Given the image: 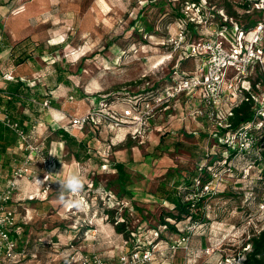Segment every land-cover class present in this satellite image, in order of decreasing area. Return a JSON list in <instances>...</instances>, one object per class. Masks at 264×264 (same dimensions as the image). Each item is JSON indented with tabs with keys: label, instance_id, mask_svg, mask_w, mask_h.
<instances>
[{
	"label": "rangeland",
	"instance_id": "rangeland-1",
	"mask_svg": "<svg viewBox=\"0 0 264 264\" xmlns=\"http://www.w3.org/2000/svg\"><path fill=\"white\" fill-rule=\"evenodd\" d=\"M182 1L0 0V35H7L11 30L18 32L11 40L28 38V51H31L35 64L42 68L39 74H44L52 88L55 87L56 68L68 73L70 84L63 87L73 98L67 99L70 105H78L82 93L84 104L81 106L89 107L87 112L115 110L120 118L128 106L122 101L125 97L144 89L163 88L182 74L196 75L200 71L201 58L187 57L184 48L174 50L175 42H178L182 31L185 35L182 46L186 48L187 44L209 36L211 29L199 21L201 9H184ZM202 1L210 12H215L216 6L221 5V0ZM160 7L164 8L163 12L159 11ZM172 8L184 9L189 22L195 20L196 25L192 24L198 27L199 37H194L183 23L172 18ZM140 11L144 21L136 19ZM221 14L237 23L224 10ZM146 26L151 28V32L145 31ZM251 74L249 83L263 86V69L255 67ZM96 96L109 101L102 100L97 105L92 100ZM187 96L177 97L169 102L168 107L157 110L140 134L133 133L134 125L126 120H121L123 124L119 128H110L108 122L100 119L97 126L92 125L97 129L90 125L82 128V132L90 130L95 136L91 144L96 147L92 149L96 153L93 157L96 168L93 181L100 184L99 191L102 187L110 190L122 203L126 194H133V201L127 206H117V210L119 218L125 217L128 229L138 236L137 243L143 245L169 243V238L175 240L178 236L158 231L160 215L169 210L167 205L151 197L158 182L165 178L174 180L176 172L186 176L199 163L205 164V155L219 154V148L210 135L212 124L209 120L205 124L203 119L192 115V109L198 104H191ZM181 139L195 148L192 154L167 151V147ZM159 141L163 142L164 156L146 161V155ZM262 152L264 143L257 151L258 154ZM257 153L256 150L250 151L231 164L238 172L246 169L250 174V156ZM113 162L124 164V191L115 180L117 175L110 172V167H102ZM229 174L223 173L218 194L208 202L209 212L204 227L199 234L190 236L195 238L194 247L204 238H207L209 246L200 253H193L188 243V249L180 248L173 255L163 249L164 254L156 259L158 264H241L242 252L249 251L247 245L244 249L242 245L263 227L264 217L255 211L251 174L242 179L235 172L232 176ZM74 213L54 216L51 229L44 236H41V228L33 230L30 240L17 249L16 258L6 264H78L79 255L92 252L101 254L111 263L120 249L127 250L133 244L125 243L124 236L117 235L102 212L98 214L96 225L93 223L95 226L86 229L71 226ZM185 222L178 224L181 226ZM155 233H159L158 236ZM216 238L221 244L210 245Z\"/></svg>",
	"mask_w": 264,
	"mask_h": 264
},
{
	"label": "built area",
	"instance_id": "built-area-1",
	"mask_svg": "<svg viewBox=\"0 0 264 264\" xmlns=\"http://www.w3.org/2000/svg\"><path fill=\"white\" fill-rule=\"evenodd\" d=\"M186 8L195 9V5L192 4L191 8ZM252 9L260 13V18L256 24L254 23L246 31L233 23L232 18L223 16L222 12L218 13H220L219 16L221 15L223 26L209 27L211 29L208 34L209 36L199 38L187 44L186 48L182 46L185 35L180 31L174 50L184 48L187 57L201 58L202 68L198 74H183L177 80L171 82V84H167L161 88L152 98L140 102L136 101L133 104L129 103L127 109L120 114V118L115 114V110H108V113L98 110L96 112H87L79 117L69 116L72 119V126H97L96 123L100 119L108 122L110 128H119L123 124L121 120H126L128 124L134 125L133 133L140 134L144 130L147 121L154 117L157 110L168 107L169 102L177 97L199 92L198 105L195 109H192L193 112L191 111V113L197 118L203 117L206 114L207 119L212 124L210 127L211 133L219 127H228L227 120L232 116V110L235 107L237 108L240 103L243 101L254 103L253 118L236 132L227 135L224 143L227 151L234 152V158L230 161V166L232 165L231 162L239 156H243L250 151L255 152V150L257 153L259 147L264 143V84L263 86L258 83L251 85L248 78L250 75H253L251 72L255 67L264 71V0H254ZM207 17L209 18L210 15ZM199 21L203 25L206 24V21L202 18ZM191 22L195 23V20H191ZM230 27L234 32L229 31ZM1 79L5 81L15 80L10 73L4 74ZM68 98L69 100L73 99L71 96ZM226 100L231 102L227 109L223 108L224 101ZM32 103L40 105L42 109H49L51 102L50 99L46 98L41 103L34 100H32ZM0 115L1 125L16 134L17 150L19 153H22L19 165L12 170L11 176L6 182L7 184L0 191V261L12 262L17 255V243L13 238L16 228V216L9 210L8 204L19 190L18 181L29 179L36 182V178L44 181V177L47 175L48 181H44L42 185H39L42 198H46L49 191L56 184H53L50 180V173L47 169L46 157L43 154V150L32 142L37 131V124L25 129L11 118L6 110L1 112ZM223 156L227 158V153L225 152ZM38 163L42 164L43 172L40 176L35 177L32 168H34V164ZM249 163L247 165L252 168L251 161ZM1 167L2 162L0 160V179L3 177ZM229 170L228 168L222 172H210V179L205 182L196 178L194 180V190L184 197L185 202L203 200L201 208L203 220L206 218L208 212L209 200L215 198L218 194V184L222 179L223 173L225 171L228 173ZM241 171L243 174L242 178H245L249 174L246 173V169H242ZM261 172L264 173V165L260 170ZM261 182L264 185V179ZM72 199L74 197L69 194V200ZM75 199H79L82 206L65 207L66 212H75L76 208H83L86 211L90 209V202L86 196L80 193ZM102 201V206L105 208L110 205L117 207L129 204L118 201L110 190L102 192ZM256 211L260 216L264 217V193L257 203ZM95 218H98V211L92 213L90 219L84 222L85 225L92 227V220ZM125 221V217H122L118 222ZM204 224L200 221H191L189 219L181 226L177 224L176 227L180 236L167 249L172 252L180 248L184 250L188 249L190 236L199 232L204 227ZM263 228L264 225L261 229ZM155 235L158 236V233H155ZM148 246L149 248L144 250L138 248L132 250L122 249L118 255L116 264H148L153 253L157 251V245L148 244ZM77 262L78 264H106L103 256L95 252L79 255Z\"/></svg>",
	"mask_w": 264,
	"mask_h": 264
},
{
	"label": "crops",
	"instance_id": "crops-1",
	"mask_svg": "<svg viewBox=\"0 0 264 264\" xmlns=\"http://www.w3.org/2000/svg\"><path fill=\"white\" fill-rule=\"evenodd\" d=\"M1 22L2 19L0 18V23ZM14 33L18 35V32ZM14 33L10 30L7 35H0V113L6 110L10 114L11 118L17 121L25 129H28L31 125L37 124V131L32 139V142L43 150V154L46 157L47 169L50 173V180L53 184H56L49 191L48 196L46 198H42L39 184L29 179H21L18 181L19 190L14 194L12 200L9 202L8 208L13 212L14 216H16V228L15 233H13V238L17 243V249H19L23 242H28L30 240V237L34 234L33 230L36 231V229L41 228V232L43 233L41 236H44L46 232L51 229V221L54 219V216L60 215V217H62L63 215L65 216V213H67L65 211V207L57 203V192L60 188L58 181L66 178L69 173L77 172L82 176L84 180V189L81 194L86 196L90 202V209L88 211L83 208H76V214L74 213L71 217L72 227L78 226L80 229H86L88 226L85 225L84 222L87 219H90L92 213L94 211H98V214L101 213L102 202L100 198H102V192L106 190V188L103 189L102 187L101 191H99L100 184L94 182L92 177L93 172L96 171L93 161V157L96 153L92 151V149H96V147L91 146L95 140V136L93 137L90 130L82 132V128L84 126H72V119L69 117H79L85 114L89 110V107L81 106L84 104L82 103L83 100H79L78 105H70L71 103H68L67 99H69L68 97L71 95H68L67 90L63 87L65 85L57 83L55 78V87L52 88L53 86H51V84L44 78V74H39L40 70L42 72V68H39V65L35 64L33 57L21 65H15L10 54L12 53V47L20 40H11V38H15ZM39 56L44 59L42 55ZM8 73L15 78L14 81H5L1 79L4 74ZM14 89H17L19 94L21 92L26 93L29 99H23L21 96L12 94V90ZM197 94H199V92H195L187 96L191 99V104H194L195 102L198 104L199 95ZM43 98L50 99L51 103L49 109H42L40 105L32 103V100L38 102V100L40 101ZM230 104L231 102L229 100L224 101L223 108L227 109ZM97 105L99 104L97 103ZM203 120L206 124L207 120ZM89 136H91V138L87 140L85 146L86 152H84L79 142ZM69 138H73L76 141H72L73 144H69ZM76 154H79L81 159L84 154L89 157L83 161L81 159L77 160ZM21 159L22 153H19L17 150V138L15 137V134L5 129L0 123V160L2 162L1 171L3 174V177L0 179V191L3 189L5 184H7L6 182L10 178L12 170L19 165ZM113 163L123 164L121 162ZM107 165L110 167V172L117 175L115 170L112 169L113 167L110 164ZM107 165L103 164L102 167H106ZM33 167V175L35 177L40 176L43 172L42 164H34ZM255 173V169L252 168L250 173L251 176L255 175ZM174 177V180L177 182L183 176L176 172ZM117 179L118 175L115 180L117 181ZM165 179L159 181L158 184L163 182ZM252 191V193H254L252 200L255 199L254 205L257 206V203L264 193L263 183L258 181L254 184V189ZM125 196L126 199L124 202L130 204V202L133 201V194L128 193ZM256 196L257 198H255ZM151 197L154 200L167 205L166 202L155 197L153 193L151 194ZM66 198L69 199V194ZM167 207H169V205H167ZM208 218H210V216H208ZM96 219L97 218L92 220V223L95 225ZM212 228L213 226L211 229ZM196 233L199 234L200 231ZM179 236L180 234L177 236V239ZM177 239L175 238V240H171V238H169V243L170 241L172 243ZM194 239L195 238L193 236L189 242L190 248L193 253H200L201 250L208 245L207 238H204L203 240L201 239L196 247L193 245ZM34 241H36V239H34ZM169 243L168 241H165L164 243H155V245H157V251L153 253L148 264H158L156 259L160 255L164 254L162 251L163 249H166L169 255L177 253L178 250L172 252L167 249L170 245ZM217 244H221L220 240L217 238L216 240H211L210 242V245L212 246H216ZM121 250L122 249H120V251ZM120 251L116 254L111 263L103 257L105 263L116 264ZM16 252L18 251L16 250ZM0 264H6V262L2 260L0 261Z\"/></svg>",
	"mask_w": 264,
	"mask_h": 264
},
{
	"label": "trees",
	"instance_id": "trees-1",
	"mask_svg": "<svg viewBox=\"0 0 264 264\" xmlns=\"http://www.w3.org/2000/svg\"><path fill=\"white\" fill-rule=\"evenodd\" d=\"M254 0H221V5L216 6L217 10L214 12H210V10L206 9V5L203 3L202 0H183L182 8L190 7L191 5H195V9H201L200 16L203 20L206 21V26L208 27H220L222 25L221 18L218 14L219 12H223V10L226 12L227 15L230 17H234L237 20V25L242 28L243 30H248L251 28V26L259 20L260 13L256 12V10L252 9V3ZM184 8V9H185ZM184 9H171L172 11V18L179 20L183 25L185 26V29L187 31H191L194 37L198 36V27L195 28L193 24L194 22H189V20L186 18V13L184 12ZM160 12L164 11L163 7H160ZM252 14V15H251ZM142 12L140 11L138 13V16L136 17L137 20H143L144 17L141 16ZM210 15L208 18L207 16ZM255 18H254V16ZM243 19V20H242ZM136 20V21H137ZM136 24L133 20L132 22ZM193 23V24H192ZM196 25V24H195ZM223 26V25H222ZM229 26V25H228ZM134 27V26H130ZM145 31L151 32V28L146 26ZM230 32H234L233 29L229 28ZM28 41V38H25L19 42H17L11 49V58L13 59V63L15 65H21L25 63L27 60L32 58L31 51H28V44L26 42ZM182 59L180 58V61ZM176 65V64H175ZM174 69V68H172ZM64 70L60 69L59 67L56 68V82L62 83L64 85H69L70 83L67 80L68 73L63 72ZM168 81V80H167ZM161 89V88H160ZM160 89L158 87L152 88L150 90L144 89L143 91L134 94L133 96L125 97L126 99H123L122 101H125L126 103L133 104L134 102H140L145 99L152 98L154 95H156ZM13 93L17 96H21L23 99H29L27 97L28 95L26 93H18L17 89L12 90ZM79 100H83L84 96L82 93L79 95ZM15 98V97H14ZM46 99V98H45ZM96 103H101L102 100L109 101V99L106 98H100L94 97L92 98ZM44 100L41 99L38 102H42ZM254 114V103L251 101L245 102L243 101L240 103L237 108L232 110V116H230L227 120L228 127L227 128H217L214 132H212L210 135L215 140L217 147L219 148V154L218 153H212L209 155H205L206 162L205 164H198L197 168H194L193 172H188L186 176L184 175L179 181L176 182V180H170L165 179L163 182H160L157 184V187L155 191L153 192V195L157 197L158 199L164 201L169 205V210L163 212L160 215L159 218V227L158 231L160 234L169 233L171 235H179V231L176 227V225L180 222H184L185 220L189 219L191 221H200L202 223L205 222V219L203 220L202 217V204L203 200L195 201V202H185L184 197L189 194L192 190H194V180L196 178L200 179V181L205 182L206 180L210 179L209 174L213 171L222 172L225 169H230L228 173L229 176L233 175V172H235L240 179H242V169L238 172L233 165L230 166V161L234 158V152H230L226 150L225 145V138L227 135L232 134L239 130L240 127L244 126L245 123L249 122L253 118ZM203 119H207V115L200 117ZM207 124V123H206ZM93 128H96L95 126L90 125ZM5 128V127H4ZM7 129V128H5ZM97 129V128H96ZM9 130V129H7ZM11 131V130H9ZM12 132V131H11ZM14 134V133H13ZM16 135V134H15ZM16 137V136H15ZM91 136L84 138L79 142L81 145V148L86 152L85 146L87 140H89ZM72 143V141H76L73 138L68 139ZM73 144V143H72ZM169 148L167 147V151H184L185 153H188L189 155L192 154L195 148L190 145H186L181 140H177L173 144H171ZM163 142L159 141L158 144L154 146V148L151 149V152H148L145 159L146 161H149L150 158H160L163 155ZM166 151V150H165ZM227 153V158H225L223 155L224 153ZM85 154L82 156V159L79 157V154H76L77 160H85L87 159ZM252 168L255 169L256 173L255 175H250L251 183L256 184L258 181H262L264 179V173H260V170L262 169L264 165V152L260 154H254V156H250ZM250 162V161H249ZM107 165V164H106ZM115 170V172L118 175L117 182L120 185V188L122 191H124V175H125V169L123 164L119 163H113L110 164ZM230 166V167H229ZM242 182V181H241ZM223 193V192H222ZM257 198V196L255 197ZM115 207V206H114ZM113 206L103 207L101 204V212L102 214H105V216L109 219L108 222L113 226L114 231L122 236H124V241L129 243H133L132 245H129V249L138 248L141 250L148 249V245H143L140 243H137L138 236H136L134 231H131L127 227V222H118L119 221V214H118V208ZM86 231L83 230V233ZM159 234V233H158ZM160 236V235H159ZM246 245L249 247V251H243L242 252V261L241 264H264V228L261 229L259 232L252 234L247 241L243 243V249L246 247Z\"/></svg>",
	"mask_w": 264,
	"mask_h": 264
},
{
	"label": "clouds",
	"instance_id": "clouds-1",
	"mask_svg": "<svg viewBox=\"0 0 264 264\" xmlns=\"http://www.w3.org/2000/svg\"><path fill=\"white\" fill-rule=\"evenodd\" d=\"M44 181H48L47 175H45ZM44 181H40L36 178V183L39 185H42ZM58 182H59L60 188H59V191L57 192L58 193L57 203L64 207L82 206L81 201L79 199H75V197H78L84 189V180L82 176L77 172H71L67 175L66 178ZM68 194H71L74 197V199L72 200L67 199L66 196Z\"/></svg>",
	"mask_w": 264,
	"mask_h": 264
}]
</instances>
